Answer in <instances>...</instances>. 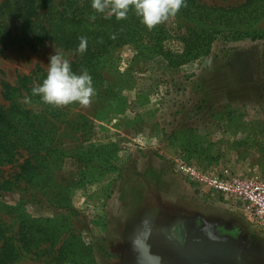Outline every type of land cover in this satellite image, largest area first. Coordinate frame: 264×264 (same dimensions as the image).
<instances>
[{"label":"rangeland","instance_id":"rangeland-1","mask_svg":"<svg viewBox=\"0 0 264 264\" xmlns=\"http://www.w3.org/2000/svg\"><path fill=\"white\" fill-rule=\"evenodd\" d=\"M6 1L0 0V105H11L3 83L18 87L16 103L52 112L58 140L37 173L20 176L26 151L0 166V186L11 183L0 189V221L17 240L12 264H264V227L249 219L237 195L212 181L264 179V40L221 36L208 56L174 66L160 46L180 49L183 34L196 27L176 13L152 27L158 34L143 33L101 57L89 102L56 112L26 91L37 86L39 69L47 73L55 50L71 64L77 58L50 41L26 44L1 17ZM200 2L229 8L244 0ZM242 29L264 34V17ZM83 122L90 133H82ZM91 147H107L114 160H94L81 179L85 166L73 155ZM22 198L26 204L16 208ZM24 221L42 228L29 250L18 242ZM179 223L186 238L176 232Z\"/></svg>","mask_w":264,"mask_h":264},{"label":"trees","instance_id":"trees-1","mask_svg":"<svg viewBox=\"0 0 264 264\" xmlns=\"http://www.w3.org/2000/svg\"><path fill=\"white\" fill-rule=\"evenodd\" d=\"M66 1L65 4L57 6L54 0H7L2 6L1 17L22 34L23 41L29 46L50 41L57 48L72 52L77 58L76 62L72 63L73 70L80 72L86 69L92 77L93 85L100 76L97 64L101 57L113 49L134 42L143 33L152 31L158 34L155 28L148 30L149 27L136 15L131 5L127 17L117 19L110 11V7L105 8L102 13L92 8V0H84L81 7L77 6L78 2L75 0ZM108 3L110 5L111 0H108ZM177 13L184 19L194 22L196 27L188 28L183 34V45L180 49L173 50L160 46L163 55L174 66H182L208 56L212 44L221 36L235 41L246 38L264 40V34H251L242 29L250 25L252 20L264 17V0H244L242 4L229 8L208 6L202 4L200 0H184ZM81 37H86V49L83 52L78 49ZM46 75L42 69L37 71V86L43 82ZM20 85L21 88H26L28 78L21 77ZM2 87L4 97L11 100V105L8 109L0 105V166L15 163L22 151H26L27 159L21 165L20 176H30L50 162L58 150V140L51 136L56 121L52 112L47 115L46 111L37 112L16 103L14 96L19 90L18 87L7 82H4ZM26 92L31 97L40 99L38 94H33L32 88ZM52 110L60 111L56 106H52ZM81 128L85 131L82 132L84 134L91 131V126L87 122H83ZM91 148L84 154L73 155L85 166L86 171L82 172L81 179H85L94 160L100 159L106 164L114 160L106 151L107 147H97L94 151V147ZM117 172L121 176V172L119 170ZM9 185L11 183L8 182L2 184L0 189L10 190ZM24 204L26 199L22 198L16 208ZM39 231H42L39 224L24 221L18 230L21 248L31 249ZM6 235L0 221V264H12L18 257L17 240L15 242V239Z\"/></svg>","mask_w":264,"mask_h":264},{"label":"clouds","instance_id":"clouds-1","mask_svg":"<svg viewBox=\"0 0 264 264\" xmlns=\"http://www.w3.org/2000/svg\"><path fill=\"white\" fill-rule=\"evenodd\" d=\"M183 3L184 0H111L109 5L108 0H92V8L102 13L106 7H110L117 19H123L127 17L131 5L142 22L152 28L174 16ZM80 39L78 49L83 52L86 49V37ZM47 64V75L41 84L32 88L33 94H38L44 103L53 106L89 102L94 86L86 69L74 71L71 61L58 50L49 55Z\"/></svg>","mask_w":264,"mask_h":264},{"label":"built area","instance_id":"built-area-1","mask_svg":"<svg viewBox=\"0 0 264 264\" xmlns=\"http://www.w3.org/2000/svg\"><path fill=\"white\" fill-rule=\"evenodd\" d=\"M212 181L219 190L237 195L243 201L244 207L249 214V219L255 224L264 227V179L252 180L238 186L217 178Z\"/></svg>","mask_w":264,"mask_h":264},{"label":"flooded vegetation","instance_id":"flooded-vegetation-1","mask_svg":"<svg viewBox=\"0 0 264 264\" xmlns=\"http://www.w3.org/2000/svg\"><path fill=\"white\" fill-rule=\"evenodd\" d=\"M197 226H200V225H197ZM178 231L180 232L179 234V237L182 239L183 238V236L186 238V235H188V229H186L185 227H184V223H179L178 224V226H177V230H176V232H177V234H178ZM181 232H183V234L181 235Z\"/></svg>","mask_w":264,"mask_h":264},{"label":"crops","instance_id":"crops-1","mask_svg":"<svg viewBox=\"0 0 264 264\" xmlns=\"http://www.w3.org/2000/svg\"><path fill=\"white\" fill-rule=\"evenodd\" d=\"M141 231H144V227H143V229ZM141 238H142V236H141Z\"/></svg>","mask_w":264,"mask_h":264}]
</instances>
